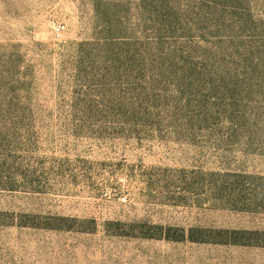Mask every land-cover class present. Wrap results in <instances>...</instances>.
Listing matches in <instances>:
<instances>
[{
	"label": "rangeland",
	"instance_id": "1",
	"mask_svg": "<svg viewBox=\"0 0 264 264\" xmlns=\"http://www.w3.org/2000/svg\"><path fill=\"white\" fill-rule=\"evenodd\" d=\"M258 25L264 0H0V264H264V85L242 64ZM134 104L149 130L123 124ZM233 109L252 140L230 134Z\"/></svg>",
	"mask_w": 264,
	"mask_h": 264
},
{
	"label": "trees",
	"instance_id": "2",
	"mask_svg": "<svg viewBox=\"0 0 264 264\" xmlns=\"http://www.w3.org/2000/svg\"><path fill=\"white\" fill-rule=\"evenodd\" d=\"M159 8L155 7L154 9H151V14L156 18V20L161 24L162 27H165L168 31H172L175 28H172L173 25L176 23V19H178L177 13L173 7H168L169 5L163 6L162 3ZM252 33L255 34L258 42L251 43L247 49L245 58L242 59V64L245 69H247V76L245 78L246 84L253 89L258 88V84L264 85V26L258 25L255 26L253 29H251ZM96 52L100 56V64L105 65L110 63L111 67L114 70H118L120 68V65H123L121 63L120 58L113 59L112 57L106 58L105 55L101 52V50H96ZM132 65L138 66L140 59H136L135 57L131 58L129 61ZM189 78L192 79V84L195 86H200L201 84H205L206 81V74L204 73H191V76L189 75ZM237 81L236 79H232L231 84L237 85L245 82ZM197 90V89H196ZM110 109V108H109ZM127 107L123 108H113L111 111H119V113H122L125 111ZM130 113L129 118L126 119V121L123 123L124 125L127 124V128L129 132H132L138 127H143L145 129H150L151 126L154 124L151 123V115L152 110L149 106H144L143 104H134L127 109ZM109 111V112H111ZM238 110H232L229 112L231 114V119L228 122L229 126L233 128V131H230V134L235 135L238 133H242L244 135V138L252 140L254 137V130L253 124H251L248 119L245 117H238L235 116V113H237ZM3 111L0 110V114H2ZM208 115L203 116V126L204 124H207L208 122H211L213 120L215 114L208 113ZM189 127L188 125H186ZM262 128V129H260ZM258 129H260V132L264 131V121L258 125ZM158 130V129H155ZM263 130V131H262ZM241 192L243 193L242 189H235L233 188L230 192V194L235 195L236 193ZM152 230L160 231L159 235H154L152 233H147V238H163L168 241H175L179 242L182 240H185L187 238V235L185 232H183L180 237L176 235H172L170 232L165 233L164 228L160 225H154L149 227ZM168 231V230H167ZM171 231V230H169ZM211 233V234H209ZM214 232H206L205 230L199 231L191 229L188 235V239L191 242L195 243H207V242H221L224 244H232V245H244L245 241L249 240L252 236L256 235L257 232H242V231H228V230H217L214 234ZM213 236V237H208ZM209 238V239H208Z\"/></svg>",
	"mask_w": 264,
	"mask_h": 264
},
{
	"label": "built area",
	"instance_id": "3",
	"mask_svg": "<svg viewBox=\"0 0 264 264\" xmlns=\"http://www.w3.org/2000/svg\"><path fill=\"white\" fill-rule=\"evenodd\" d=\"M64 26H61V25H59V26H57L56 28H55V34L57 35V36H60L62 33H63V31H64Z\"/></svg>",
	"mask_w": 264,
	"mask_h": 264
}]
</instances>
